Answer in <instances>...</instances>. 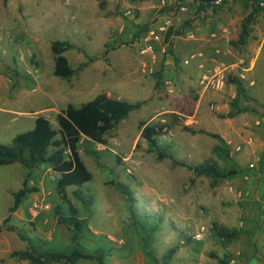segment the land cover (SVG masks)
Here are the masks:
<instances>
[{
    "label": "rangeland",
    "instance_id": "1",
    "mask_svg": "<svg viewBox=\"0 0 264 264\" xmlns=\"http://www.w3.org/2000/svg\"><path fill=\"white\" fill-rule=\"evenodd\" d=\"M216 3L215 11L198 15L193 0H0V143L33 129L38 116L57 128L56 116L69 103L78 107L100 93L142 102L106 134L107 144L81 138L80 155L93 175L82 189L94 204L80 243L110 249L107 264H154L113 179L132 188L137 213L161 220L152 237L160 264L175 246L169 264H264V10L241 44L251 7L243 0ZM57 39L77 46L64 53L74 68L86 54L95 60L70 79L57 77L51 51ZM234 77L249 98L238 94ZM218 79L221 88L212 83ZM234 100L250 110L231 117ZM142 121L166 124L158 144L167 157L149 150ZM211 134L224 138L241 170L217 185L179 164L231 167L214 151L221 141ZM58 176L47 164L0 165L1 225L24 181L37 188L12 214L17 230L0 229V264H33L13 256L27 247L18 231L42 239V248L69 249L71 233L55 213L57 206L68 209ZM75 188H67L69 197L86 217ZM35 202L48 208L34 209ZM216 224L242 232L225 241Z\"/></svg>",
    "mask_w": 264,
    "mask_h": 264
},
{
    "label": "trees",
    "instance_id": "2",
    "mask_svg": "<svg viewBox=\"0 0 264 264\" xmlns=\"http://www.w3.org/2000/svg\"><path fill=\"white\" fill-rule=\"evenodd\" d=\"M6 1V0H5ZM197 4L196 13L198 15L206 11H215L217 9L216 1L227 3L230 0H193ZM248 7H251L250 14L245 18L242 24L239 42L245 44L250 33V23L256 15L264 10V0H243ZM77 46L66 40H54L51 44V51L54 57V75L62 79H70L79 71L84 69L95 57L87 56V60L74 68L67 56L64 54L71 48ZM83 51L81 48H79ZM109 48L103 54L107 57ZM237 84L239 95L249 98L242 81L238 77L232 79ZM142 106V102H130L127 100L109 96L107 93H100L92 100L84 102L80 106L69 103L65 109L56 116L58 127L55 128L51 121L45 116H38L35 120L33 129L18 133L11 143H0V165H7L19 162L28 169L38 168L47 164L51 169L59 174L57 178V192L61 199L67 203L68 209L63 206H57L55 213L58 222L64 224L71 233V242L69 249L42 248L44 244L42 239H36L33 236L26 235L18 231L20 238L27 242L24 250L16 251L13 256H19L21 259L30 260L33 264L64 263L77 264L81 259L93 260L97 264H107V256L110 255V249L103 247L95 250H88L81 245L80 239L85 228L88 227L90 216L92 215V205L94 196L82 189V186L93 178L92 173L87 168L80 155L81 138L86 136L93 142L107 144L106 134L114 130L119 123L126 119L130 113ZM250 110L249 107H242L237 100L232 102V111L229 115L232 117L235 113H241ZM252 110V109H251ZM141 136L149 143V150L157 152L158 157L163 159L167 157L166 152L158 144V137L165 133L166 124H150L141 122ZM218 138L221 144L214 147V151L219 157L231 163V167L222 168L216 161L205 160L202 163L191 165L179 162L191 169L196 176L207 175L213 178V184L217 185L224 179L232 178L240 174L241 170L235 165L230 155V149L227 142L219 134H211ZM90 153L94 151L88 149ZM120 192L124 195L129 205L131 214V225L136 227L141 236L142 247L145 254L154 262L160 264L158 257L152 248V237L160 229L161 220L150 214L141 215L135 210L136 197L132 188L118 180H111ZM75 186L73 195L84 206L87 211L86 217H81L79 209L74 205L69 197L67 188ZM36 187H30L27 179L24 185L18 191L14 192V200L9 207V214L4 218L1 228L17 230L16 226L10 224L12 214L19 209L27 196L36 191ZM33 225V224H32ZM215 231L219 237L225 241H230L237 237L242 230H230L223 225H215ZM177 246L171 247L162 257L161 264H169L173 254L177 251Z\"/></svg>",
    "mask_w": 264,
    "mask_h": 264
},
{
    "label": "built area",
    "instance_id": "3",
    "mask_svg": "<svg viewBox=\"0 0 264 264\" xmlns=\"http://www.w3.org/2000/svg\"><path fill=\"white\" fill-rule=\"evenodd\" d=\"M162 29H164V28H162ZM155 38H156V39H159V36L156 35ZM212 83H213L215 86H217L218 88H221V87L224 85V81H223L222 79L212 80ZM44 207L48 208L47 205H44V204L41 203V202H35V203H34V209L44 208ZM196 237L199 238V239H201V238H202V233H200V232L197 233V234H196Z\"/></svg>",
    "mask_w": 264,
    "mask_h": 264
}]
</instances>
